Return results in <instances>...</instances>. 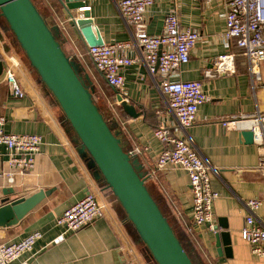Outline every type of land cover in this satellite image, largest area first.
I'll return each instance as SVG.
<instances>
[{"label":"crops","instance_id":"crops-1","mask_svg":"<svg viewBox=\"0 0 264 264\" xmlns=\"http://www.w3.org/2000/svg\"><path fill=\"white\" fill-rule=\"evenodd\" d=\"M39 2L41 6H37L50 25L61 27L65 21L64 28L61 27L64 50L79 59L93 85L104 96V88L111 87L93 65L79 29L67 20L71 11L66 3L63 0ZM84 2L91 6V17L105 44L132 37L134 25L122 17L119 0ZM228 2L154 0L145 17L147 31L160 34L166 14L177 9L180 24L200 32L189 61L180 66L174 79L201 81L210 95V100L200 106L197 120L188 128L187 135L213 168L212 185L220 193L213 206L215 229L194 225L188 173L174 166L156 170L164 144L155 136V130L163 124L177 125L160 87V77L152 76L144 62L125 67L122 71L126 82L124 98L136 106L139 115L130 116L108 95L103 98L108 105L104 114L128 151L135 147L142 149L136 157L149 190L197 264H264V256L254 254L252 245L241 235L248 214L246 202L261 196L264 189L261 149L255 138H245L244 132L249 129L223 124L232 116L264 113L263 79L251 76L234 42L230 48L225 44ZM226 53L234 54L233 70L215 72L218 57ZM0 56L4 66L0 76V116L6 118L4 129L9 133H37L43 139L36 166L30 172L9 166L8 152L0 145V206L41 189L53 190L19 223L0 227V243L18 241L35 230L43 233L34 250L15 263L28 259L30 264H157L148 257L145 245L115 196L102 187L80 154V142L54 96L32 68L11 31L1 24ZM8 69L14 71L23 88V97L12 95L6 79ZM88 193L96 194L105 205L104 215L76 232L66 233L64 239L54 241L64 232L63 227L56 225V218ZM256 221L264 224V202L256 212ZM221 232H228L229 236L220 237L222 252H219L216 234ZM226 239L228 244L224 243Z\"/></svg>","mask_w":264,"mask_h":264},{"label":"built area","instance_id":"built-area-1","mask_svg":"<svg viewBox=\"0 0 264 264\" xmlns=\"http://www.w3.org/2000/svg\"><path fill=\"white\" fill-rule=\"evenodd\" d=\"M203 1L210 4L214 0ZM153 3L154 0H119L118 7L122 17L134 25L132 37L125 41L88 46V54L107 82L123 97L126 93L125 76L122 73L125 67L144 62L152 76L160 77V87L177 125L163 124L155 130V136L164 144L156 162V170L169 166L185 170L191 183L194 225H208L215 229L213 206L220 193L212 185L213 168L191 144L187 135L188 128L197 120L200 106L210 100V95L201 81L174 79L180 66L189 61L200 32L192 26H182L177 9H173L165 16L163 31L160 34H150L145 17ZM90 9L91 6L85 4L71 10L67 20L75 24L82 17V12ZM225 19L223 36L227 48L233 42L241 48L251 76L258 75L263 79L264 90V0H229ZM64 23L65 21L60 26H64ZM216 66L215 72L232 71L234 54L220 55ZM6 79L11 85L12 95L23 97V88L12 69L6 71ZM5 123L6 118L0 116V145L8 152L9 166L22 172L34 170L43 143L42 136L37 133H9L4 129ZM223 124L226 127L253 131L255 142L261 149L260 167L264 170V113L258 112L241 118L232 116L223 121ZM141 152L139 147L128 151L132 157ZM263 202L264 189L261 196L247 200L248 214L241 231L242 238L252 245V252L258 256H264V224L257 223L256 212ZM104 208L105 205L96 194L88 193L56 218V225L63 227L64 232L54 241L64 239L68 232H76L92 224L104 215ZM42 237L43 233L35 230L18 241L0 243V264H16L24 254L34 250ZM17 264L30 263L28 259H23Z\"/></svg>","mask_w":264,"mask_h":264},{"label":"water","instance_id":"water-1","mask_svg":"<svg viewBox=\"0 0 264 264\" xmlns=\"http://www.w3.org/2000/svg\"><path fill=\"white\" fill-rule=\"evenodd\" d=\"M63 1L70 11L85 6L84 0ZM82 13L75 25L87 46L105 44L90 11ZM0 24L11 31L32 68L60 105L80 142V154L94 170L95 178L103 179L112 190L139 240L155 262L196 264L149 190L137 157L130 156L119 138V132L94 101L95 88L87 69L77 57L64 50L61 28L50 25L33 0H0ZM3 71L0 56V76ZM114 89L116 99L125 112L138 117L136 106L120 95L115 87ZM244 136L253 140L254 133L248 130L244 132ZM52 191L41 189L28 197L0 206V227L19 223ZM9 192L11 194L13 190L10 189ZM221 236L224 238L229 234H216L219 252H222ZM224 243L229 242L226 239Z\"/></svg>","mask_w":264,"mask_h":264},{"label":"trees","instance_id":"trees-1","mask_svg":"<svg viewBox=\"0 0 264 264\" xmlns=\"http://www.w3.org/2000/svg\"><path fill=\"white\" fill-rule=\"evenodd\" d=\"M34 1V0H33ZM34 3H35V1H34ZM36 4V3H35ZM38 7V6H37ZM16 42V41H15ZM18 45V44H17ZM236 46V45H235ZM237 47V46H236ZM237 49L239 50V52H241V54H242V50H241V48H238L237 47ZM243 55V54H242ZM91 58V57H90ZM78 59V58H77ZM79 60V59H78ZM91 61H92V59H91ZM92 63H93V61H92ZM93 65H94V63H93ZM95 66V65H94ZM95 68H96V66H95ZM97 69V68H96ZM98 70V69H97ZM99 71V70H98ZM100 72V71H99ZM101 73V72H100ZM102 74V73H101ZM103 75V74H102ZM104 76V75H103ZM106 82H107V80H106ZM107 84L111 87V88H109V87H107L106 86V88H104V91H107L108 93H109V95L114 99V100H117L116 99V92H115V89H114V86H112V85H110L108 82H107ZM94 88L96 89L95 91H94V94H93V98H94V101L96 102V104L100 107V105H99V103H97V99H96V95H97V93H100L101 91H98L97 90V88H96V86H95V84H94ZM110 89H112V90H110ZM103 91V92H104ZM60 106V105H59ZM100 109H101V107H100ZM102 110V109H101ZM103 112V111H102ZM103 115L105 116V114L103 113ZM65 118H66V116H65ZM105 118L107 119V117L105 116ZM67 120V119H66ZM108 120V119H107ZM125 147V146H124ZM98 182L99 183H101V185H102V187L103 188H105L106 190H108V191H110L113 195H114V193L112 192V190L110 189V188H108V186H107V184H106V182L103 180V179H101V180H98ZM115 196V195H114ZM116 198V197H115ZM173 226V225H172ZM185 245V244H184ZM146 247V246H145ZM185 247L187 248V246L185 245ZM187 250H188V252H190L189 251V249L187 248ZM146 252H147V255H148V257L150 258V260L152 261V262H154V263H156L155 262V260L153 259V257L151 256V254H150V252L148 251V249L146 248ZM191 253V252H190ZM194 258V257H193ZM195 260V259H194ZM196 262V261H195ZM197 264V263H196Z\"/></svg>","mask_w":264,"mask_h":264},{"label":"rangeland","instance_id":"rangeland-1","mask_svg":"<svg viewBox=\"0 0 264 264\" xmlns=\"http://www.w3.org/2000/svg\"><path fill=\"white\" fill-rule=\"evenodd\" d=\"M34 1H35L36 5L41 6V3L39 2V0H34ZM103 94H104V96L101 95L100 93H97L96 99H97V103H99L103 113H105V112H107L108 105L105 104L103 98H105L106 95H108V96H110V95H109V93L107 91H104Z\"/></svg>","mask_w":264,"mask_h":264}]
</instances>
